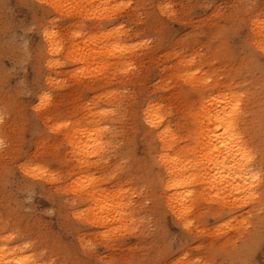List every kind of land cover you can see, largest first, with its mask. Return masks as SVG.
Masks as SVG:
<instances>
[{
  "label": "rangeland",
  "instance_id": "obj_1",
  "mask_svg": "<svg viewBox=\"0 0 264 264\" xmlns=\"http://www.w3.org/2000/svg\"><path fill=\"white\" fill-rule=\"evenodd\" d=\"M123 2L129 3V0ZM249 2L256 5V16L253 19H264L259 15L264 11L260 0H131V7L123 10L118 18L119 23L125 25L120 33L125 37L123 43L134 46L130 73L118 72L114 64L105 68L106 61L111 63L114 60L103 54L95 60L93 67L102 71L101 78L108 81L103 84L81 85L78 76H73L76 64L73 62L72 66H69L62 62L57 69L59 75L53 81L50 91L54 97L63 94L67 99L60 118L66 117L64 110L68 107L86 113L103 106L106 95L109 96L110 92H113V98L123 97L136 99V102L159 103L173 116H177L180 109L178 104L182 98L195 101L204 96L209 99L227 93L225 91L237 90L244 92L246 97L250 92L259 91L264 73L258 66L250 64L247 52L238 46L239 40L236 37L219 42L217 40L218 31L229 27L230 18L236 11L233 6ZM40 3L41 0H0V28L3 27L8 13H11L16 22H30L36 18L37 23H41L38 17H43L44 13L38 7ZM5 4L10 5L7 11ZM167 4L175 6L173 10L179 13L177 17L168 19L161 15L162 7ZM64 27L65 25L61 30L65 32ZM251 28L252 25L249 24V29ZM75 29L86 33L83 38L77 39L82 45L86 40L101 45L105 39L100 33L108 31L101 29L98 24ZM38 33L39 30L27 34L21 31L17 35L25 39L12 45L28 43L34 53L38 49L35 37ZM247 35L245 32V37ZM254 35L257 34L254 32ZM68 39L69 37L65 40L67 44ZM3 52L2 46L0 56ZM1 60L2 66L8 63L5 59ZM1 65L0 100L8 102L9 110H20L24 153L27 161H30L28 157H35L47 151L51 138H56L57 133L52 129L57 118L41 117L30 106L22 103L19 99L22 94L19 91L14 92L10 85L5 86V71ZM196 68H199L200 72L193 77L191 73L195 72ZM38 69L40 74L32 77L34 87L44 83L46 68L40 66ZM22 71H16L15 76H23ZM8 75L13 76L12 71H9ZM128 76L131 77L126 79ZM208 77L212 78L211 83L203 89L207 94L190 90V85L199 83L194 80L201 82ZM259 94L258 98H261L263 94ZM13 101L17 104L15 108L11 107ZM179 122L189 125L187 119L180 118ZM257 124L261 125L260 122ZM261 134L260 126L255 128V145L256 142L264 145V136ZM123 153L127 154V149H124ZM43 160L48 169L55 170L65 178L71 175L70 172L64 171L66 166L58 160L47 155H44ZM19 173L18 170L17 174ZM28 178L32 182L38 180L33 176ZM102 178L106 189L125 187L133 192V199L138 198L139 188L144 187L141 181L130 173L125 178L116 171L113 177L104 175ZM121 179L126 182H119ZM68 180L60 185L65 187ZM60 195L69 197L66 191H60ZM25 203L28 206L21 207L11 202L8 206L11 215L0 216V231H7V224L2 223L5 217H11L12 226H15V237L20 241L17 235L19 223L27 221L30 224H39L57 242L58 258L62 264H69V261H72V264H87L88 261H96L97 264H143L144 261L158 260H165L166 264H236L245 258L252 243L259 240L260 231L257 233L255 228L259 221L264 222L258 205L230 214L227 209L217 213L216 204L201 203V208L192 213V224L188 229L179 224L178 219L171 216V212H167L169 218H163L156 224H151L149 217L143 215V219L123 233L116 234L111 240H104L102 234L87 222L72 217L62 218L60 209L58 211V206L50 197L35 193L31 198L28 197V200L26 198ZM233 220V223H229ZM89 244L96 246L94 252L86 250ZM72 248L84 254L82 262L75 257ZM252 258L257 264H264V250L256 251Z\"/></svg>",
  "mask_w": 264,
  "mask_h": 264
},
{
  "label": "bare ground",
  "instance_id": "obj_2",
  "mask_svg": "<svg viewBox=\"0 0 264 264\" xmlns=\"http://www.w3.org/2000/svg\"><path fill=\"white\" fill-rule=\"evenodd\" d=\"M46 1L52 2V0ZM114 1L108 0L111 4ZM116 1L115 3H118V0ZM94 2L100 3L101 0H94ZM69 27L70 25H65V32L61 30L62 26L60 28V39L66 43L65 40L69 37L67 40L69 44H67V49L63 51L59 64L53 60L49 66L50 53L44 47L47 42L43 39V29H39L38 35L35 36L38 44L36 52H32L28 43L23 45L11 44L8 48V55L11 57L7 60L8 65L2 66L3 60L1 59L0 65L5 73L8 74L9 71H12L13 76L8 75V85L12 87L14 92L19 91L22 94L19 98L22 103L30 106L41 117L57 118L53 128L58 124H68L69 122L72 125L63 131L56 132V138H51L52 141L47 151L39 153L35 157H28L32 162L31 167L36 169L35 175H41L43 169H47L49 173L55 172V170L45 167L43 157L47 155L66 166L64 171L70 172L72 178L67 181L65 187L54 186L46 179H38L36 182H32L22 172L17 174V169L12 182L7 187L0 179V216L11 215L8 207L11 202L19 204L21 207L28 206L25 203L26 198L28 200L27 194L18 191L22 185L31 186L32 194L50 197L53 203L58 206V211L60 209L62 218L81 219L101 234L106 230L102 224L90 223V221L99 218L98 205L104 202L116 204L122 200L128 205L124 211L130 214L124 218L117 216L111 225L112 228L125 227V229H129L140 219H143V215L149 217L151 224H156L157 221L161 222L163 218H169L167 212H171V216L178 219L179 224L184 225L187 221L181 217L182 205L183 207L194 206V211L199 207L201 208V203L216 204L217 213L226 209L224 193L221 191L220 196H217L216 191L221 190L222 183H230L228 180L229 173L227 169L218 172L216 166L218 162L224 161L229 150L222 147L226 141L218 140V137L223 135V129L217 127L215 117L218 110L216 104L219 103L225 93L209 99L201 96L195 101L183 98L181 100L180 98L181 101L178 104L180 109L177 116L174 115L175 117L164 108L167 112V123L164 124V127L171 128L173 135L177 137L174 143L171 137L162 141V129L157 130L148 123L149 119H154L159 114L154 110L159 108L161 104L136 102V99L129 100L123 97L113 98V92H110L109 96L106 95L104 105L98 106L95 110L84 113L68 107L64 110L66 117L60 118L67 99L63 94L54 97L50 91L53 81L59 75L57 69L63 60L68 58L69 51L76 49L77 51L85 50L92 53V59H89L86 64L79 65L80 68L86 69L81 76H78L81 85L103 84L108 81L106 78H101L102 71L93 67L95 60L103 54L114 60L111 63L106 61L105 68L114 64V68L118 72L130 73L129 66L132 64L131 57L134 51V46L123 43L125 37L120 34L118 39L111 42L105 40L101 45L93 44L89 40H86L89 43L86 44L85 41L82 45L79 43L80 41L77 42V39L72 38V32L68 30ZM255 30V33L259 35L261 32L259 24ZM72 31L78 30L73 28ZM117 44L125 50L115 51L114 45ZM2 46L4 51V43L0 39V47ZM109 53L112 54L109 55ZM79 59V56L72 57L75 64L79 62ZM37 63L46 69L43 85L34 87L32 77L40 74L38 69L40 66ZM19 69L24 71L23 76H15ZM130 77L128 76L126 79ZM194 82L200 83L199 80H194ZM260 82L259 91L250 92L243 98L239 118V134L244 137L253 156L251 167L256 172H260L261 166L264 165V145L258 142L256 145L254 144L255 128L260 126L261 135L264 136V80ZM257 92L263 96L258 98L259 93ZM213 98H215V102ZM4 108H8V102L0 100V109ZM10 110L4 113L5 119L0 122V140L4 142L0 146V173L5 167V156L9 157V166H11L12 154H15L16 157H22L21 162L27 161L24 153L22 121L19 120L20 110ZM100 113L107 114L101 116ZM180 118L187 119L189 125L179 122ZM258 122L261 125L258 126ZM98 128L106 129L102 135H99V140L104 147L102 150H96L93 147V150L97 151V155H86L89 147L97 143ZM85 129L88 133L94 134L92 138L83 135ZM124 149H127V154L123 153ZM82 160L83 163H81ZM60 171L63 172V170ZM116 171L123 174L125 178L130 173L141 181L144 187L139 188L140 195L137 199H133V192L125 189V187H116L110 190L103 186L102 177L104 175L113 177ZM93 177H95V182L91 188L92 196L90 199L81 198L69 190L72 188L73 180L79 179L83 183ZM193 177L194 179H191ZM189 179H191V183L186 182ZM119 182L126 181L121 179ZM240 183L239 180L236 181V184L239 185ZM214 188L216 191L213 190ZM63 190L69 193V197L60 195V191L64 192ZM187 193H191V195H187ZM80 213L83 214L82 218H78ZM105 215H107V209ZM112 215L115 216V211L112 212ZM188 219L192 221V213L188 214ZM2 224H7V231H0V248L5 249L3 253H0V256H3L4 264H8L10 260L24 259V257L31 259L33 264H62L58 258L57 242L39 224L34 225L27 221L19 223L17 235L21 239L20 241L15 237V226H12L11 217H5ZM260 227H264L263 221H259V225L256 226L255 231L257 233L261 232ZM5 237L12 239L6 240ZM25 244H28L29 248L24 249L23 245ZM17 249H20L22 254H15ZM72 251L75 257L82 262L84 254L76 252L74 248Z\"/></svg>",
  "mask_w": 264,
  "mask_h": 264
},
{
  "label": "snow or ice",
  "instance_id": "obj_3",
  "mask_svg": "<svg viewBox=\"0 0 264 264\" xmlns=\"http://www.w3.org/2000/svg\"><path fill=\"white\" fill-rule=\"evenodd\" d=\"M261 4L264 5V0H260ZM6 11L10 8L9 4L4 5ZM27 7V5L25 6ZM39 9L43 10L44 16L38 17L42 22L37 23V19L34 18L32 21L28 22H16L11 13L6 15L3 27L0 28V39L4 43V53L0 56V59H11L8 55L9 45L16 43L20 40L25 39L22 36L17 35V33L23 31L25 34L33 33L39 29H43V39L47 42L44 47L50 53L49 56V66H51L54 60L56 64L61 62L63 56V51L67 49L68 45L60 39L61 33L60 28L63 25H70L69 31L72 32V38L81 39L86 35L83 31H72L73 28H84L88 25H99L101 29H107L108 31H102L100 35L107 41L111 42L114 39L119 38V34L124 30L125 25L119 23V17L122 15L123 10L129 9L131 7V0L129 3H124L120 0V3L111 4L108 0H101L100 3H95L94 0H52L51 3L41 0L39 4ZM175 8L172 4L164 5L161 9V15L166 16L168 19H173L179 15L178 12L174 11ZM236 11L233 12L232 17L229 21V27L227 29L221 28L217 33V40L222 41L229 37H236L239 40V47H243L250 58V64L258 66L260 71L264 73V19H253L256 16V5L249 2L246 4L234 5ZM264 17V11L259 14ZM51 17V19H48ZM29 24L31 26H29ZM249 24L252 28L249 29ZM259 24L261 27V32L259 35H254L255 28ZM116 25V27H113ZM51 29V31H49ZM245 32L248 33L245 37ZM95 41V37L93 38ZM89 43L86 41V44ZM115 51H124L119 47V45H114ZM112 53H109L111 55ZM73 56H79V62L75 65L77 71L73 73V76H81L86 69L80 68V64L87 63L89 59H92V53L90 51L72 49L68 53V58H65L63 62L66 65L72 66ZM195 67V65H193ZM200 72L199 68L192 73V76H196ZM211 77L202 80L199 84L190 85L191 91L203 92L204 86L211 83ZM8 74L5 73V86H8ZM185 83L188 81L185 79ZM203 94H207L203 92ZM245 96L244 92L241 91H231L225 93L218 104H216L217 111L215 113L217 127L223 129V135L218 137V140H224L226 143L222 146L227 148L229 151L224 157L223 162H218L217 171L220 172L222 169H227L229 173L228 180L230 183L221 184V190L216 191V195L220 196L222 191L226 197L225 208L229 210L230 214L235 212H242L246 207H260V214L262 219H264V165L261 166V171L256 172L252 167L253 156L250 153L248 146L245 142L244 137L239 134V118L241 116L242 101ZM18 99V97H17ZM215 102V98H213ZM12 108L16 107V104H12ZM9 111L8 108L0 109V122L5 119L4 113ZM155 112L159 113L154 119H149L148 123L152 124L157 130H161V139L166 141L168 137H171L173 143L176 141L177 137L173 135L171 128H165L164 124L167 123V112L163 106L156 108ZM107 113H100L101 116ZM146 115L148 113L146 112ZM72 127L71 122L68 124H58L52 131L60 132L66 128ZM106 131L105 128H98L96 139L97 143L94 146H90L86 155H97V151L102 150L104 145L99 140V135H102ZM83 135H88L90 138L94 134L88 133L85 129ZM3 140H0V146L3 145ZM163 158V157H162ZM5 167L0 173V179L3 180L5 187L12 182L17 169L22 172L25 176L32 175L38 179H46L54 186L60 185L65 182L66 179H71V175L67 178L62 176L58 172H51L47 169L42 170V174L36 176V169L31 167L30 161H22V157H16L12 154L10 160L11 166H9V157L5 156ZM83 163V160L81 161ZM191 179H194L191 178ZM191 179L186 181L191 183ZM215 179V178H214ZM239 180L241 183L238 185L236 181ZM95 177L88 179L81 183L79 179L73 180L72 188L69 189L74 194H78L81 198H91V188L94 185ZM174 186V185H173ZM231 188V191H229ZM18 191H23L27 194L29 198L32 196L31 186H21ZM191 195V193H187ZM230 205V207H229ZM122 200L116 204H109L107 202L98 205V219L90 221V223H100L106 229L103 233L104 240H111L116 234L123 233L126 229L125 227L112 228V223L115 222L116 217L121 218L126 217L130 213L124 211L127 207ZM107 209V215H105V210ZM115 211V216L112 212ZM193 207H183L181 208V217L187 222L184 223L183 227L188 229L192 221L188 219V214L193 213ZM83 214H78V218H82ZM229 221V223H233ZM246 222V221H245ZM6 240L12 239L11 237H5ZM24 249L29 248L28 244L23 245ZM96 246L89 244L86 246V250L95 251ZM258 250H264V227L261 228L260 238L258 241H254L250 246L245 258L237 261L236 264H257L252 256ZM5 251L4 248H0V253ZM15 254H22L20 249L15 251ZM0 264H4L3 256H0ZM8 264H33V261L28 257L24 259H16L14 261H8ZM72 264V261H69ZM87 264H97L96 261H88ZM143 264H166L165 260L158 261H144Z\"/></svg>",
  "mask_w": 264,
  "mask_h": 264
}]
</instances>
